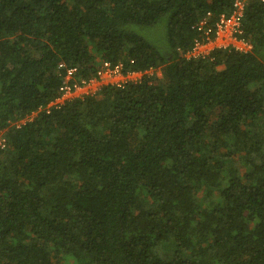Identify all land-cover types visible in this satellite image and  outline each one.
<instances>
[{"label":"trees","instance_id":"1","mask_svg":"<svg viewBox=\"0 0 264 264\" xmlns=\"http://www.w3.org/2000/svg\"><path fill=\"white\" fill-rule=\"evenodd\" d=\"M231 5L0 0V264H264V1L185 56ZM104 61L161 76L42 109Z\"/></svg>","mask_w":264,"mask_h":264},{"label":"built area","instance_id":"2","mask_svg":"<svg viewBox=\"0 0 264 264\" xmlns=\"http://www.w3.org/2000/svg\"><path fill=\"white\" fill-rule=\"evenodd\" d=\"M246 3L247 0H232L230 13L220 15L212 26H209L207 19L199 22L197 31L202 34V39L194 41L185 56L187 58H204L213 50H233L241 53L251 50V45L241 37V20ZM58 68L64 70L63 81L58 88V97L48 103L45 108H42L46 113L50 108L58 107L70 98L94 95L102 86L123 88L129 82H139L144 76L152 77L154 71L149 69L144 72H126L120 63L110 64L104 61L99 65L94 76L84 80H76V68H66L63 64L59 65ZM42 109L38 110L42 111ZM35 115L36 112L13 125L18 128L34 118ZM4 146V130L0 129V148Z\"/></svg>","mask_w":264,"mask_h":264},{"label":"rangeland","instance_id":"3","mask_svg":"<svg viewBox=\"0 0 264 264\" xmlns=\"http://www.w3.org/2000/svg\"><path fill=\"white\" fill-rule=\"evenodd\" d=\"M152 76L155 77V78H159L161 76V73L158 69H155L153 72H152Z\"/></svg>","mask_w":264,"mask_h":264}]
</instances>
